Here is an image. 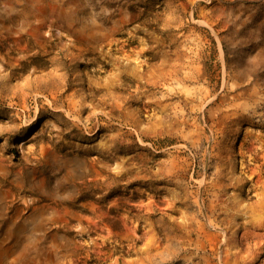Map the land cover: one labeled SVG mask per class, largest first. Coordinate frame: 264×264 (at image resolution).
<instances>
[{"label": "rangeland", "instance_id": "374dc122", "mask_svg": "<svg viewBox=\"0 0 264 264\" xmlns=\"http://www.w3.org/2000/svg\"><path fill=\"white\" fill-rule=\"evenodd\" d=\"M0 264H264V0H0Z\"/></svg>", "mask_w": 264, "mask_h": 264}]
</instances>
